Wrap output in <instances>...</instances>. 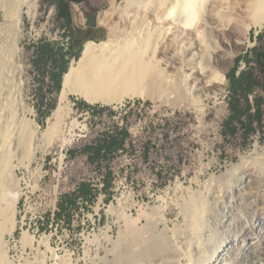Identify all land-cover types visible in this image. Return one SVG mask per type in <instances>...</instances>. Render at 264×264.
Masks as SVG:
<instances>
[{
	"label": "rangeland",
	"instance_id": "obj_1",
	"mask_svg": "<svg viewBox=\"0 0 264 264\" xmlns=\"http://www.w3.org/2000/svg\"><path fill=\"white\" fill-rule=\"evenodd\" d=\"M38 3L37 19L24 16L17 65L11 69L19 95L18 120L33 123L37 137L48 128L58 106L63 77L89 43L70 54L72 28L64 25L57 10L44 0ZM127 5V0H111L105 7L102 23L109 35L104 42L117 30ZM6 24L5 12L0 9V45ZM249 38L248 47L238 55L230 52L232 65L219 67L225 80L222 90L211 94L213 100L199 97L197 87L187 86L180 98L170 89L161 91L159 99L136 98L117 107L91 105L69 96L68 115L61 129L67 132L73 126L77 138L61 148L39 137L30 160L17 153L15 175L23 195L15 228L5 236L10 262L106 264L114 258L110 251L120 232L131 228L141 231L134 241L123 243L128 255H143L134 264H169L179 258V249L185 251V246L191 248L200 241L207 249L217 237L224 240L220 225L229 209L256 218L253 214L263 208L264 197H255L258 188L248 182L256 175L247 177L244 169L255 160L264 168V74L260 63L264 28L253 29ZM46 43L55 45L54 52L41 57L37 48ZM234 69L237 77L242 72L253 74L258 86L248 101L237 97L243 110L251 106L249 114L225 128L232 115L234 94L229 76ZM122 129L130 134L124 151L97 163H90L82 154L105 134ZM81 183L90 185V197L77 193ZM211 187L217 201L210 197ZM250 192L254 195L248 198ZM66 195L73 196V207L58 217L59 204ZM198 218L207 221L197 226ZM162 221L168 223L169 231H164ZM26 235L32 245L23 243ZM141 238L147 242L136 250L134 245ZM244 264L258 261L250 257Z\"/></svg>",
	"mask_w": 264,
	"mask_h": 264
},
{
	"label": "bare ground",
	"instance_id": "obj_2",
	"mask_svg": "<svg viewBox=\"0 0 264 264\" xmlns=\"http://www.w3.org/2000/svg\"><path fill=\"white\" fill-rule=\"evenodd\" d=\"M127 3V13L120 16L111 38L101 44L89 42L79 61L63 77L58 106L48 128L39 136L41 140L64 148L77 138L73 126L67 132L61 129L72 95L91 105L117 107L136 98L159 99L161 91L170 89H175L180 98L185 95L183 86H187L197 87L198 96L215 99L211 94L221 91L225 80L219 67L232 65L230 52L238 55L242 48L248 47L251 31L264 28V0H127ZM0 9L7 18L4 28L7 30L0 45V264H12L5 236L15 228L23 195L15 175L17 153L30 160L36 154L34 144L39 143V137L33 123L18 120L19 95L16 75L11 69L17 65L24 16L37 19L40 14L38 0H0ZM244 171L247 177L256 175L248 182L250 187L258 188L255 197L258 200L264 197V168L255 160ZM213 190L211 187L210 197L217 201ZM253 195L250 192L248 198ZM261 204L260 212L253 214L256 218L239 216L235 209H229L220 225L224 240L217 237L207 249L197 241L191 248L185 246V251L179 249V258L168 263L244 264L252 257L258 264H264V202ZM198 220L197 226L200 221H207ZM162 222L164 231H169L168 223ZM140 232L131 228L122 230L110 251L114 258L106 264L136 263L138 256L143 255H128L123 243L128 239L134 241ZM146 242L139 239L134 245L136 250ZM23 243L34 242L26 235ZM207 250L210 252L204 260Z\"/></svg>",
	"mask_w": 264,
	"mask_h": 264
},
{
	"label": "trees",
	"instance_id": "obj_3",
	"mask_svg": "<svg viewBox=\"0 0 264 264\" xmlns=\"http://www.w3.org/2000/svg\"><path fill=\"white\" fill-rule=\"evenodd\" d=\"M55 45L51 43H46L40 45L37 49L40 52L41 57H45L48 54L54 52ZM73 47L70 49V54L74 52ZM247 60V58H245ZM239 61V60H238ZM248 61V60H247ZM260 63L263 67L264 74V58L260 60ZM66 62L63 61L64 68ZM63 71V70H62ZM232 84V92L234 94L233 102L231 103V112L230 121L225 124V128H229L230 124L234 120H241L244 115H248L251 106L248 109L243 110V103L241 102L242 98L245 101H248L247 97L250 94H253L255 91V86H258L256 79L253 74L242 72L238 77L236 76V69L233 70L229 76ZM251 80L248 83V80ZM240 96L241 100L237 97ZM50 108L53 106H49ZM51 108V109H52ZM130 137L129 131L127 129H122L121 132H114L105 134L101 139L97 140L91 146L86 147L82 154L86 155L90 163H97L99 160L106 159L109 155H114L119 151H124L127 143V139ZM72 156H75V152L71 153ZM81 197L88 198L92 195V189L88 183H81L79 186L78 192ZM75 196V195H74ZM69 203V206L66 204ZM73 207V196L66 195L62 198L59 204V212H57L58 217H61L64 213L69 211Z\"/></svg>",
	"mask_w": 264,
	"mask_h": 264
},
{
	"label": "crops",
	"instance_id": "obj_4",
	"mask_svg": "<svg viewBox=\"0 0 264 264\" xmlns=\"http://www.w3.org/2000/svg\"><path fill=\"white\" fill-rule=\"evenodd\" d=\"M111 0H44L57 10L58 19L73 30V49L82 50L88 42L102 43L109 30L102 23Z\"/></svg>",
	"mask_w": 264,
	"mask_h": 264
}]
</instances>
